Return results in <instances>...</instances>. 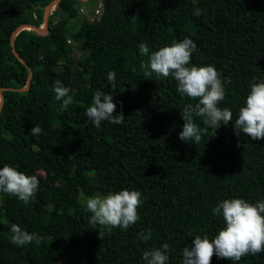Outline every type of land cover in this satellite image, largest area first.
Listing matches in <instances>:
<instances>
[{"label":"trees","instance_id":"trees-1","mask_svg":"<svg viewBox=\"0 0 264 264\" xmlns=\"http://www.w3.org/2000/svg\"><path fill=\"white\" fill-rule=\"evenodd\" d=\"M52 1L0 0V88L27 86L28 69L10 39L21 25L39 27ZM101 2L100 16L73 28L82 2L60 0L46 33L22 30L14 39L32 77L26 91L2 92L0 168L35 175L39 186L28 204L0 192V264H144V251L163 243L170 246L166 264H182V249L196 235L211 241L224 227L222 215L212 214L218 203L264 200V139L237 136L230 121L209 128L200 143L181 141L180 111L198 100L181 96L171 75L146 76L148 57L139 51L141 43L150 55L193 40L191 65H213L221 74L218 107L231 109L234 121L250 85L264 82V0ZM197 10L212 18L201 24ZM75 55L84 67L72 62ZM54 75L70 89L67 110L55 98ZM97 91L113 96L122 124L97 128L85 115ZM202 120L195 117L203 128ZM36 125L42 131L33 137ZM120 190L141 193L137 222L127 230L93 227L79 196ZM13 224L42 237L39 245H13ZM149 229L150 239L138 238ZM210 264H264V251L238 262L214 254Z\"/></svg>","mask_w":264,"mask_h":264},{"label":"clouds","instance_id":"clouds-1","mask_svg":"<svg viewBox=\"0 0 264 264\" xmlns=\"http://www.w3.org/2000/svg\"><path fill=\"white\" fill-rule=\"evenodd\" d=\"M200 14L199 10L194 13L197 16ZM139 51L142 56L148 57V63L144 66L150 71L145 73L146 76L155 73L168 78L171 75L177 82V92L181 96L198 100L195 106L188 104L180 111L184 121L182 131L178 133L181 141L200 143L207 136L209 128L216 130L221 124L228 125L230 121L234 123L237 136L244 134L253 141L264 139V82L250 85L245 104L233 121L231 109L218 107L225 99V81L221 79V74L213 65H191L192 53L197 51L193 40L184 38L180 42L174 41L170 46H164L150 55L148 45L141 43ZM107 79L114 84L116 73L110 71ZM53 90L56 100L63 101L62 109L67 110L73 103V98L68 95L70 89L56 81ZM115 109L113 96L97 91L85 115L97 128L102 121L122 124L125 117L122 112L116 114ZM195 117H202L205 127L198 125ZM41 131L40 126L36 125L30 134L36 137ZM38 186L39 180L35 175H26L8 165L0 168V192L13 195L24 204L29 203ZM140 204L141 193L135 190H120L90 197L86 200V210L91 213L89 223L93 227L99 225L127 230L139 219L137 209ZM212 214L222 215L224 227L211 241L206 236L201 238L196 235L192 239V246L182 249V264H210L214 254L218 258L238 262L246 255H257L264 251V200L253 204L241 198L225 199L212 209ZM10 232V241L15 246L22 247L33 242L39 245L42 240L36 233H28L16 224L11 226ZM102 236L103 233L99 232V237ZM150 237L149 229L140 233L138 238L147 241ZM169 251L168 243L144 251V264H166Z\"/></svg>","mask_w":264,"mask_h":264},{"label":"water","instance_id":"water-1","mask_svg":"<svg viewBox=\"0 0 264 264\" xmlns=\"http://www.w3.org/2000/svg\"><path fill=\"white\" fill-rule=\"evenodd\" d=\"M78 1L84 2V0H78ZM59 2H60V0H53L46 7V9L44 11V27H37V26L31 25V24H24V25L19 26L16 29V31H14V33L12 34L11 39H10L11 52L18 59V61L20 63H22L28 69L27 86L25 88H23V89H20V90L13 89V88H5V89L4 88H0V113H1V110H2L3 100H4L2 92L5 91V90L12 91V92H24V91H26L29 88V83H30L31 77H32V72H31L30 68L28 67L26 61L19 56V54L17 53V51L14 48V39H15L17 33H19L22 30H32V31H35V32L40 33V34L46 33L48 31V20H49V17L52 14V11H54L55 7L57 6V4Z\"/></svg>","mask_w":264,"mask_h":264},{"label":"rangeland","instance_id":"rangeland-1","mask_svg":"<svg viewBox=\"0 0 264 264\" xmlns=\"http://www.w3.org/2000/svg\"><path fill=\"white\" fill-rule=\"evenodd\" d=\"M99 1L98 0H84V2H82L81 6L79 7L82 11V14H84V16L82 14H79L80 17H78L77 20H73L71 22V25L73 28H77L84 20H90V18L92 17L93 15V11L94 9L97 7ZM82 15V16H81ZM212 16H211V13H203L199 16V22L201 24H203L204 22H207L209 21V19H211ZM39 27H44V12H43V19H42V22H41V25ZM76 58L72 59V62L76 65H79L81 67H84V64L83 62L77 57V55H75ZM52 80L53 82L56 83V78H55V75L52 76ZM37 175L39 177H44L43 176V172L38 169L37 170ZM97 195H101V194H95L94 196H97ZM92 196V197H94ZM102 196V195H101ZM90 198V197H85L83 196L82 194L79 196V201L82 203V204H86V200Z\"/></svg>","mask_w":264,"mask_h":264},{"label":"built area","instance_id":"built-area-1","mask_svg":"<svg viewBox=\"0 0 264 264\" xmlns=\"http://www.w3.org/2000/svg\"><path fill=\"white\" fill-rule=\"evenodd\" d=\"M98 1H99V3H98V5H97V7L94 9L93 15H92V17L90 18V20H93L94 18L100 16V14H101V12H102V2H101V0H98ZM79 13L82 14L81 9L79 10ZM82 15L84 16V14H82ZM82 15H81V16H82Z\"/></svg>","mask_w":264,"mask_h":264}]
</instances>
